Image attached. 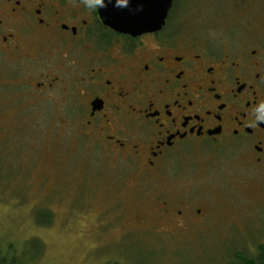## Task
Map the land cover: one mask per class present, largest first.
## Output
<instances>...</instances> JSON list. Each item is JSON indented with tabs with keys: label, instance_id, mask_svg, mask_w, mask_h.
<instances>
[{
	"label": "rangeland",
	"instance_id": "obj_1",
	"mask_svg": "<svg viewBox=\"0 0 264 264\" xmlns=\"http://www.w3.org/2000/svg\"><path fill=\"white\" fill-rule=\"evenodd\" d=\"M244 1L176 0L170 21L179 16L181 29L215 45L242 43L254 28L264 32V0L252 17L253 2ZM5 101L0 247L13 246L22 264H236L264 246L263 166L243 167L229 149L190 151L184 166L154 178L95 147L59 101L56 110L51 102ZM163 199L185 202L192 216L165 220L157 213Z\"/></svg>",
	"mask_w": 264,
	"mask_h": 264
},
{
	"label": "flooded vegetation",
	"instance_id": "obj_2",
	"mask_svg": "<svg viewBox=\"0 0 264 264\" xmlns=\"http://www.w3.org/2000/svg\"><path fill=\"white\" fill-rule=\"evenodd\" d=\"M250 1L247 17L260 0ZM99 2L0 0V115L11 112L6 98L51 102L95 147L154 178L190 151L229 149L243 167L264 168L262 27L215 45L170 21L173 0L160 28L131 34L106 25ZM186 207L163 199L157 213L179 221L192 216Z\"/></svg>",
	"mask_w": 264,
	"mask_h": 264
},
{
	"label": "water",
	"instance_id": "obj_3",
	"mask_svg": "<svg viewBox=\"0 0 264 264\" xmlns=\"http://www.w3.org/2000/svg\"><path fill=\"white\" fill-rule=\"evenodd\" d=\"M173 0H100L103 22L119 32L140 34L160 28Z\"/></svg>",
	"mask_w": 264,
	"mask_h": 264
},
{
	"label": "trees",
	"instance_id": "obj_4",
	"mask_svg": "<svg viewBox=\"0 0 264 264\" xmlns=\"http://www.w3.org/2000/svg\"><path fill=\"white\" fill-rule=\"evenodd\" d=\"M9 247V248H8ZM7 250H4L0 247V264H22V262L17 258L14 252H11L14 247L7 246ZM259 254L255 257L238 255L240 259V263L236 264H264V246H260ZM104 264H125L123 262H115V261H106Z\"/></svg>",
	"mask_w": 264,
	"mask_h": 264
}]
</instances>
